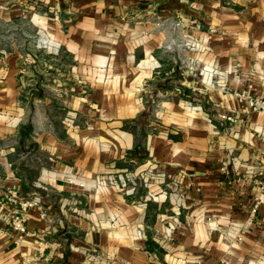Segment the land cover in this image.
<instances>
[{"label":"crops","instance_id":"0c3cea01","mask_svg":"<svg viewBox=\"0 0 264 264\" xmlns=\"http://www.w3.org/2000/svg\"><path fill=\"white\" fill-rule=\"evenodd\" d=\"M0 6L6 13L2 19L21 17L35 6L44 8L45 14L34 17L52 45L59 44L78 62L73 71L95 74L78 80L88 84V94L83 89L78 93L80 88L74 90L70 83L63 84L69 93L59 100L50 98L41 84L35 90L36 125L41 128L32 119L28 124L40 132L41 147L54 156L49 168L88 179L110 168L138 171L155 164L165 174L163 186L152 183L148 190L168 194L170 200L165 211L162 202L155 203L153 227L162 231L166 223L173 226L164 238L150 237L167 250H151L146 236L136 233L137 205L117 190L93 191L55 175L49 178L52 193L47 195L73 198L76 210L62 212L61 219L57 200L46 199L28 210L27 232L20 236L6 222L16 209L5 199L6 191L20 190L21 182L4 149L0 264H86L98 251L101 264L109 258L117 264H264V191L258 194L247 179L264 173L258 135L264 114L234 94L250 84V95L264 97V0H0ZM175 37L194 39L190 52L197 58L192 67L196 72H181L177 83L190 91L191 99L202 101V108L192 107L172 89L162 88L165 96L157 105L152 102L153 53ZM3 63L0 137L13 132L21 112L7 73L14 58ZM82 94L103 106L100 119L92 110H82ZM68 110L84 115V124L63 130L61 118ZM219 112L236 121L221 119ZM41 114L46 127L39 124ZM129 123L132 129L126 127ZM176 192L184 199L178 216L168 208L174 206ZM257 194L260 204L251 214Z\"/></svg>","mask_w":264,"mask_h":264},{"label":"rangeland","instance_id":"374dc122","mask_svg":"<svg viewBox=\"0 0 264 264\" xmlns=\"http://www.w3.org/2000/svg\"><path fill=\"white\" fill-rule=\"evenodd\" d=\"M4 9V6H0V16L6 14ZM26 13L28 14L21 15V17L7 18L5 16L7 19H2L0 17V65H3V62L6 64L7 57L12 56L14 58L15 65L11 73H7L15 83V94H17L15 104L16 107H19L21 110L19 115H16L19 120L15 123L13 132L0 137V155H2V150L4 149L9 152L6 156L10 162V169L21 182L20 190L19 187H10L9 189L15 188L18 197L21 199L39 197L40 205H42V202L46 199H56L60 212L58 216H60L61 219L63 218L62 212L66 213L74 210V199L66 195L59 196L58 194L54 197L52 196L53 198H51V196L49 197L46 193H52L47 187L49 178L58 175L66 182L93 191H100L106 187L117 190L123 195L127 202L132 205H137L139 208L138 220L140 222L136 229V233L141 237L146 236L147 248L163 253L166 248L164 249L162 246L160 247L154 244L150 240V237L164 238V236L172 233L173 226L168 223L164 224L165 226L162 231H157L153 227L157 212H155V203L162 202L161 211H165L163 209L164 204L166 203V199L170 200V198L168 194L164 196L154 194L152 191L148 190V185H144L143 175L147 173L148 166L138 171H134L133 169L110 168L106 172L96 174L88 179L78 174L62 171L56 172L49 168L51 159H54V156H52L50 149L41 147V143L38 142V135L40 132L35 130L36 128L32 129L28 124L32 119L35 120V126L41 128V126L39 127L36 125L37 101H34L36 100L35 90L39 88L41 84L44 90H47L45 92L48 93L50 98L54 97L56 100H59L61 98L60 95H67L69 93L67 86L63 84L70 83L75 85L74 90L78 87L80 88L79 91L83 89V93L88 94L91 92L87 86L88 84L82 85L78 80H82V77L85 78V75L95 77V74L93 71L89 73L87 69L85 71L82 68H76L73 71V64L75 63L76 66L78 62L73 61L72 55L59 44H57V48L52 45L49 40L50 38L46 36L45 32L42 30V28L45 27H43L40 22H36L34 17V15L45 14L46 11L44 8L39 9L35 6V8L29 9ZM193 40L175 37L173 40L169 39L166 41L153 53L156 60V63H154L155 68L153 69L155 86H153L154 94L152 96V102H154V105H157L159 100L165 96V91L163 89H172V91L177 92L181 98L189 101L192 107H203L202 101L191 99L190 91L182 87L180 83H177V77L180 76L181 72L187 73L188 75L196 72L195 68L192 67L197 58L195 54L190 52V50L195 47ZM187 50L190 53H187ZM204 71L210 75L213 73L212 70ZM2 74L3 73H1V75ZM208 76L209 75L204 78L207 85L211 84V79H209L210 76ZM79 91L77 92L82 93V91ZM81 98L83 99V101H81L83 103L82 110H84V108L90 109V111L92 110L94 115L100 119L103 114V106L99 105V102L95 101L91 95L84 96V94H82ZM3 105L4 102H0V114L4 111ZM204 105L206 106L207 104L205 103ZM38 108H40L39 105ZM45 114H49V112L47 111ZM45 114H41L38 118L39 124L43 125V127H46V124H48V121H45V124L43 120ZM45 119H47V117H45ZM84 122V115L82 116L74 110H68L61 118V128L69 131L80 127ZM131 126L132 123L126 125L129 129H132ZM118 175L128 177L124 185L119 186L115 183L114 179ZM131 176L135 177V185L132 184ZM163 182L161 183L162 186ZM79 183L83 185L81 186ZM133 186L134 190L130 191ZM174 199V206L170 205L168 208H174L171 213L174 216H178L181 214L182 210L181 205L178 203L184 201V199L179 195ZM177 205L180 206L178 209L179 212H177ZM208 220H210V218H208ZM99 253V251L91 253L92 258L88 260L86 264H101L99 258L101 254ZM121 263L122 262H119V264ZM159 263L161 264V261ZM103 264L117 263L109 258L106 259Z\"/></svg>","mask_w":264,"mask_h":264},{"label":"built area","instance_id":"2783aa9c","mask_svg":"<svg viewBox=\"0 0 264 264\" xmlns=\"http://www.w3.org/2000/svg\"><path fill=\"white\" fill-rule=\"evenodd\" d=\"M251 88V85H247L246 88H242L240 90H237L234 92L235 96L238 98V100L245 102L250 108L253 110H260L264 114V97L262 96H253L248 93V90ZM218 117H220L223 120H227L229 122H234L235 117L226 113L219 112ZM260 141L262 143V153L264 154V122L262 126L260 127V130L258 132ZM146 175V176H145ZM164 173L160 172L155 164H150L147 168V173L143 176V182L144 185H149L152 183H159L164 181ZM132 177V184L135 185L136 182L134 181V176ZM128 177H124L123 175H118L115 177V183L120 185H124L126 182V179ZM247 179L251 181V183L256 187L258 194L262 191H264V173L257 174L253 173L247 176ZM76 183V182H75ZM81 186L82 183H79ZM134 190V186L131 187L130 191ZM178 195V192H176ZM256 195V198L253 202V204L250 207V213L254 214L257 211V208L260 204V198L259 195ZM181 196V194H179ZM5 199L7 202H10L16 206V209L13 213H10L9 218L6 220L8 222L10 228L14 231H16L20 236L22 234H25L27 232L26 230V222H27V212L31 208H39L40 205V198L39 197H33L31 199H21L18 197L17 191L15 188L9 189L5 194ZM179 205L183 206V201H180L178 203ZM180 206L177 205V212ZM41 216H43V213H40ZM250 218L248 219V221ZM250 223V222H249ZM1 231V229H0ZM241 236H236V240H240Z\"/></svg>","mask_w":264,"mask_h":264},{"label":"trees","instance_id":"16d2710c","mask_svg":"<svg viewBox=\"0 0 264 264\" xmlns=\"http://www.w3.org/2000/svg\"><path fill=\"white\" fill-rule=\"evenodd\" d=\"M28 129H29V127H28Z\"/></svg>","mask_w":264,"mask_h":264}]
</instances>
